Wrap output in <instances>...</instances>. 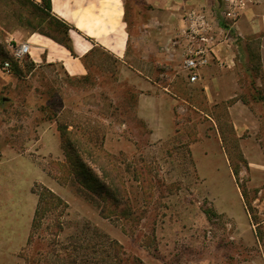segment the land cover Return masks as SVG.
<instances>
[{"label": "rangeland", "instance_id": "1", "mask_svg": "<svg viewBox=\"0 0 264 264\" xmlns=\"http://www.w3.org/2000/svg\"><path fill=\"white\" fill-rule=\"evenodd\" d=\"M32 1L0 0V43L6 52L15 41L8 33H40L56 24L51 13L41 12ZM246 1V9L264 4ZM123 2L129 26L145 22L152 7L147 0ZM214 6L222 5L217 1ZM142 50L133 48L135 62ZM109 57L97 50L90 75L75 78L61 64H37L29 55L23 75L13 73L16 82L0 90V154L9 149L32 153L54 174L53 166L34 151L41 126L47 120L58 126L81 124L115 158L117 182L127 191L119 211L130 208L127 215L105 216L101 210L108 202L77 182L62 183L65 175L58 173L68 206L44 212L33 239L19 253L24 264H106L102 259L108 253L119 255L116 261L109 258V264H264V33L239 43L229 94H211L203 82L189 84L174 72L165 76L174 77L167 86L178 101L155 98L154 104L175 106L151 113L154 126L141 119L139 94L129 79L114 88L102 74L110 67ZM99 160L105 163L103 156ZM88 164L102 176L97 164ZM68 165L66 157L57 161L62 171ZM237 218L252 219L257 232L253 244L240 236L232 220Z\"/></svg>", "mask_w": 264, "mask_h": 264}, {"label": "crops", "instance_id": "2", "mask_svg": "<svg viewBox=\"0 0 264 264\" xmlns=\"http://www.w3.org/2000/svg\"><path fill=\"white\" fill-rule=\"evenodd\" d=\"M114 1L119 2L121 14L113 12ZM147 1L152 7L147 9L145 22H130L129 26L125 20L123 0H52V14L71 26L69 34L75 55L41 33L26 35L18 30L8 33L7 37L16 42L30 43L31 56L37 64L59 63L69 76L75 78L89 76L92 55L99 49L103 50L110 55V67H104L102 74L108 81H112L114 88L121 87L122 82L129 79L139 94V106L136 109L149 126H154L150 123L151 113L171 111L175 106L173 103L178 101L168 83L174 82V77H167L168 80L165 78L173 72L181 74L189 84L203 82L204 89L211 94H229L226 89L236 71L239 43L246 36L264 33V4H251L247 9L240 10L241 15L231 26L227 36H222L217 43V59L202 71L203 79L190 82L180 66L181 46L174 45V41L181 33L183 16L186 10L192 8L190 6L217 9L219 6H214L217 0ZM134 47L143 49L137 62L134 59ZM16 80L14 74L0 67V90L11 86ZM158 96H167L173 103L154 104L153 101ZM193 108L209 117L204 111L194 106ZM222 150L225 151L223 147ZM34 151L44 162L53 166L54 174L42 162L35 160L32 153H19L9 149L0 154V264H24L19 253L29 241L39 201V196L34 191L35 184L47 186L60 197L65 190V186L57 178V161L66 156L56 121H44ZM230 172L233 176L231 167ZM237 194L247 214L243 193L238 189ZM226 213L230 214L229 210ZM232 220L239 229L240 236L248 244H253L257 239V232L252 219Z\"/></svg>", "mask_w": 264, "mask_h": 264}, {"label": "trees", "instance_id": "3", "mask_svg": "<svg viewBox=\"0 0 264 264\" xmlns=\"http://www.w3.org/2000/svg\"><path fill=\"white\" fill-rule=\"evenodd\" d=\"M32 2L35 1L33 0ZM34 4L41 12L47 11V14H52V0H41L40 4L36 2ZM53 20L56 23L54 27L49 31H41L40 33L65 46L71 51L73 55H75L69 34L71 29L70 24L56 16H54ZM0 57L3 58V60L0 61L1 67L6 59L11 58L9 52L5 51L1 43ZM12 61L13 72L18 76H22L24 69L20 67L14 60ZM87 77L88 76H86V78ZM71 126L72 129H70ZM58 128L62 135V146L64 143L65 147H63V149L66 153L65 156L67 162L69 163V167L63 169V171L61 168H57V175L58 173H63L65 175L61 182H77L87 191H90L103 201L108 202L107 206L103 207L101 210V213L105 216H107L108 213H112V216H119V214H129L130 208L128 207L119 211V202L122 199L120 197L126 195L127 191L125 188H121L117 182L120 176L119 166L117 165L115 158L105 153V151L102 150L101 144L99 145L97 141L94 140V137L88 132L86 127L82 126L81 124L74 126L68 123H60ZM96 153H98V156H95ZM102 156L105 160V163L103 164H101V161L99 160ZM88 162L98 165V168L102 173L101 177L95 174V172L90 168ZM57 178L59 179L58 176ZM34 191L38 194L39 201L31 227L29 243L33 239L38 227L41 225L40 222L44 212L50 211L51 209L58 210L59 207L67 208L68 206L67 202L62 197L43 184H39V187H34ZM55 222H57V219H55ZM54 228L55 230L61 229V223L57 222ZM116 242L117 241H115V243ZM107 256V258L105 257L102 259L106 264H109V258L112 256H114L113 260L115 261L119 259V255L117 254L113 255L108 253ZM74 261L72 264H74Z\"/></svg>", "mask_w": 264, "mask_h": 264}, {"label": "built area", "instance_id": "4", "mask_svg": "<svg viewBox=\"0 0 264 264\" xmlns=\"http://www.w3.org/2000/svg\"><path fill=\"white\" fill-rule=\"evenodd\" d=\"M224 4L217 9L189 8L184 14V26L174 45L181 46L180 66L190 82L203 79L202 71L217 59V43L222 36H227L247 1L226 0ZM8 51L11 58L6 59L1 68L13 74L12 60L24 67L27 57L31 56V45L28 42L11 41Z\"/></svg>", "mask_w": 264, "mask_h": 264}, {"label": "bare ground", "instance_id": "5", "mask_svg": "<svg viewBox=\"0 0 264 264\" xmlns=\"http://www.w3.org/2000/svg\"><path fill=\"white\" fill-rule=\"evenodd\" d=\"M112 10L115 14H121V7H120V4L119 2H112ZM79 23V22H78ZM83 23V22H81ZM82 25V24H81Z\"/></svg>", "mask_w": 264, "mask_h": 264}, {"label": "water", "instance_id": "6", "mask_svg": "<svg viewBox=\"0 0 264 264\" xmlns=\"http://www.w3.org/2000/svg\"><path fill=\"white\" fill-rule=\"evenodd\" d=\"M218 2H219V4H221L222 5V0H217Z\"/></svg>", "mask_w": 264, "mask_h": 264}]
</instances>
